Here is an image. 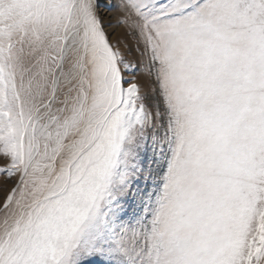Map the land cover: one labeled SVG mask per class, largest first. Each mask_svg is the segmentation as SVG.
<instances>
[{"label": "snow or ice", "instance_id": "1", "mask_svg": "<svg viewBox=\"0 0 264 264\" xmlns=\"http://www.w3.org/2000/svg\"><path fill=\"white\" fill-rule=\"evenodd\" d=\"M100 7L0 0V264H264V0Z\"/></svg>", "mask_w": 264, "mask_h": 264}, {"label": "rangeland", "instance_id": "2", "mask_svg": "<svg viewBox=\"0 0 264 264\" xmlns=\"http://www.w3.org/2000/svg\"><path fill=\"white\" fill-rule=\"evenodd\" d=\"M118 2L119 0H100V14L105 22L106 31L109 35V38L113 43H116V40L123 36L126 32V28L120 26L118 23L122 17V13L114 7H109V5H115ZM109 24H111V26H109ZM2 197L3 191L0 190V199H2Z\"/></svg>", "mask_w": 264, "mask_h": 264}]
</instances>
